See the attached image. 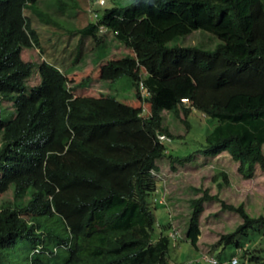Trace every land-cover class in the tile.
Returning a JSON list of instances; mask_svg holds the SVG:
<instances>
[{
	"label": "trees",
	"instance_id": "obj_1",
	"mask_svg": "<svg viewBox=\"0 0 264 264\" xmlns=\"http://www.w3.org/2000/svg\"><path fill=\"white\" fill-rule=\"evenodd\" d=\"M94 1L0 0V95L15 98L16 105L9 120L0 116V192L14 188V201L0 208V256L19 240L42 243L43 231L23 215L30 212L39 217L58 215L73 232V247L61 264H174L172 218L160 223L156 213L159 203L167 211L169 207L160 201L163 181L154 175L159 162L168 158L175 167L196 154L228 152L239 163L243 178L253 177L258 166L264 169V0H106L103 6ZM143 4L170 7L190 30V38L178 35L164 41L135 31L146 16ZM91 6L98 15L83 26L60 19L59 11L90 13ZM220 23H231L245 49L206 29ZM39 24L45 28L40 30ZM102 25L107 27L104 33ZM109 32L128 47L138 44L144 60L156 55L161 62L168 52L183 57L181 71L170 77L127 69L136 88L142 79L149 89L144 98L148 111L114 95L78 93L90 77L70 85L66 78L70 70H62L59 61L36 64L23 57L26 48L37 46L44 52L45 42L73 34L79 42L75 55L70 54L73 64L66 60L60 64L71 72L81 70L78 61L85 38L94 41L93 59L99 62L110 49ZM110 66L116 67L111 61ZM35 67L40 81L28 83ZM247 74L256 75L251 85L223 86L226 78ZM210 82L218 85L202 86ZM138 90L135 95L141 97ZM194 110L201 111L207 123L195 125ZM181 127L184 134L178 132ZM198 130H204L203 137ZM160 135L171 139L162 140ZM175 139L181 153L173 149ZM193 142L196 147L189 149ZM214 180L222 189L229 183L228 173L221 171ZM28 188L32 194L22 206L16 198ZM214 199L242 217L235 229L223 234L224 247L216 256L230 261L238 255L237 264H264V245L247 239L251 230L264 227V211L254 215L245 202L228 200L209 188L191 200L185 239L198 251L197 257L202 252L199 216L204 202ZM182 238L180 233L177 242ZM241 246L245 249L239 254ZM226 248L229 255H223ZM196 258L189 264L201 262ZM28 264L48 263L37 257Z\"/></svg>",
	"mask_w": 264,
	"mask_h": 264
},
{
	"label": "rangeland",
	"instance_id": "obj_2",
	"mask_svg": "<svg viewBox=\"0 0 264 264\" xmlns=\"http://www.w3.org/2000/svg\"><path fill=\"white\" fill-rule=\"evenodd\" d=\"M143 7L146 11V16L139 21L135 31L153 34L164 41L172 40L178 35H187L190 38V30L182 25L179 15L173 12L170 7L162 4H154L151 6L143 4ZM59 15L63 23L69 25L83 26L90 19H93L91 14L87 13L84 9L76 11L69 9L66 12L59 11ZM228 24L231 23L207 26L206 29L215 33L218 38L228 40L245 49L243 39ZM51 26L57 29V27ZM38 28L43 30L45 27L39 24ZM104 32L102 31V33ZM107 35L111 40L108 44L110 49L108 54L99 62L93 59L97 54L94 41L89 37L85 38L83 58L78 61V65L80 64L81 68L83 66L81 70L75 69L71 72L72 69L70 67L60 64L61 60H66L63 62L68 65L73 64L70 54L73 52L75 55V45L79 43L77 40L78 37L73 34L54 37L50 44L45 42L46 50L44 52L37 46L26 48L23 51V57L26 60L35 61L36 64L45 59L53 64L55 61H59V67L62 70H65V68L70 70V72L68 71L66 73V78L70 85L76 84L83 77L88 76L91 78L83 89L77 91L78 93L95 94L97 96L114 95L121 102L135 104L136 107L140 105L135 95L139 87L136 88L132 76L126 74L127 69L130 68L133 72H148L156 77H170L182 69L183 57L180 53L168 52L164 55L161 62L156 61L158 60L156 59V55L152 59L144 60V51H142L138 44L128 47L114 37L112 33L109 32ZM46 36H48V32L43 37ZM180 39L184 40L185 38L182 37ZM110 61L116 67H111ZM254 79H256V75L251 74L230 76L224 80L223 86L247 87L253 83ZM38 81H40V74L35 67L34 73L31 79L28 80V83L36 84ZM216 85H218L217 82L202 84L204 87ZM141 105L142 108L144 106L149 108L148 102L142 99V97ZM15 113V98L0 95V116L5 119L4 121L9 120ZM191 116L193 117L195 125L199 124V122L203 123L206 120L204 114L199 110L192 111ZM169 118L172 119L173 116L169 115ZM169 122L171 123L172 121ZM205 123L207 122L205 121L203 124ZM202 126L205 127V125ZM173 129L176 131L174 126ZM198 131V135L203 137L204 130L201 133L200 130ZM178 132L184 134L185 129L181 127ZM187 137L189 138L190 136ZM175 140L173 149L176 153H181V146L179 143L177 144L178 139ZM1 141L0 134V144ZM168 144L169 147H172L171 143ZM196 144L193 142V146H190L189 149L195 148ZM159 164L160 169L155 170L154 175L157 179L163 181L160 201L168 202L169 207L167 211V207L164 204H157V218L162 223L167 222L169 217H171L172 228L169 230V234L175 228L181 232V236L184 238L179 239L178 242L176 241L177 244L175 246H171L170 251L173 260L183 262L198 256V251L185 238L189 218L193 213L191 200L202 196L206 188H209L211 193L220 192L223 197L236 203L245 202L247 209L254 215H259L264 211V169L260 166L257 167L253 177L243 178L238 171L239 163L228 152H222L218 155L196 154L188 163L180 164L176 162L175 167H173L168 158L162 159ZM221 171H226L229 178V183L222 189L218 186V180H214L217 173ZM13 191L14 188L11 187L4 193L0 192V208L6 202L14 201ZM31 194L32 189L28 188L19 194L16 200L20 201L23 206L30 200ZM203 205V211L199 216L201 227V234L198 241L199 250L202 252H213L217 255L224 247L223 241H221L223 234L235 229L242 221V217L236 211L223 208L221 202L216 199L205 201ZM23 215L27 222H36L35 228L37 231H43V241L39 244L19 240L14 249L10 250L5 257L0 256V264H28L31 258L37 257H40L48 264H61L68 257L74 244V234L66 226L63 219L58 215L39 217L37 214H31L30 212L24 213ZM247 239L252 245H264V227L257 228L254 231L251 230ZM37 247H41L42 249L38 253L34 252ZM244 249V246H241L238 249L239 254ZM227 254H230V248H226L223 255ZM24 260L26 263H24ZM200 264L210 263L201 261Z\"/></svg>",
	"mask_w": 264,
	"mask_h": 264
},
{
	"label": "built area",
	"instance_id": "obj_3",
	"mask_svg": "<svg viewBox=\"0 0 264 264\" xmlns=\"http://www.w3.org/2000/svg\"><path fill=\"white\" fill-rule=\"evenodd\" d=\"M99 2L102 4L105 2V0H99ZM95 16H97V12L94 13ZM139 90H140V93H141V96L142 98L144 99L145 97H147L149 94H150V91L149 89L145 86V83L144 81L141 79L139 81ZM182 101L185 102V103H188V98L187 97H184L182 98ZM142 109V112H144V110L147 109V107H143L141 108ZM160 138L162 140L164 139H167V140H170L171 138L168 137L167 135H160ZM180 231L178 229H175L173 228L172 232H171V236L177 241V238L180 236ZM174 244H176V242L174 241ZM198 261H206V262H209L211 264H228L229 262L231 264H237L239 262V256L238 255H234L230 261L228 260H220L215 254H212L210 252H207V251H204V252H201V255L199 257L196 258ZM192 260L188 261V262H174V264H189ZM247 264V263H246Z\"/></svg>",
	"mask_w": 264,
	"mask_h": 264
},
{
	"label": "clouds",
	"instance_id": "obj_4",
	"mask_svg": "<svg viewBox=\"0 0 264 264\" xmlns=\"http://www.w3.org/2000/svg\"><path fill=\"white\" fill-rule=\"evenodd\" d=\"M105 3H106V0H105V2L102 3V4H101V3L99 2V0H98V2H97L96 4H97V5L99 4L100 6H103V5H105ZM95 12H97V11L94 10L93 7H91V9H90V14H91V16H92L93 19L96 17V16L94 15ZM106 28H107L106 26L102 25V26H101V32H102V31H106ZM142 73H147V72H142ZM139 91H140V90H139ZM141 97H142V96H141ZM142 99H143V98H142ZM41 250H42L41 247H37L36 250H35L34 252L38 253V252H40Z\"/></svg>",
	"mask_w": 264,
	"mask_h": 264
},
{
	"label": "crops",
	"instance_id": "obj_5",
	"mask_svg": "<svg viewBox=\"0 0 264 264\" xmlns=\"http://www.w3.org/2000/svg\"><path fill=\"white\" fill-rule=\"evenodd\" d=\"M97 2H98V0H95V1H94V3H97ZM139 98H140V99H139ZM136 99H138V100H139V102H140V105H141V97H140V96H139V97L137 96V97H136ZM145 103H146V102H145ZM145 103H144V104H145ZM133 105H134V106H136L135 104H133ZM140 105H139V107H141V108H142V105H143V104H142L141 106H140ZM198 264H200V263H198Z\"/></svg>",
	"mask_w": 264,
	"mask_h": 264
}]
</instances>
